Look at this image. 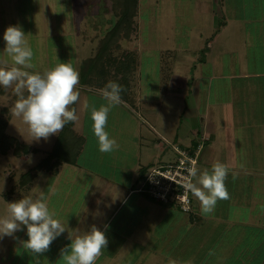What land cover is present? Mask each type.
Instances as JSON below:
<instances>
[{"label": "rangeland", "instance_id": "rangeland-1", "mask_svg": "<svg viewBox=\"0 0 264 264\" xmlns=\"http://www.w3.org/2000/svg\"><path fill=\"white\" fill-rule=\"evenodd\" d=\"M228 1L230 0H220L219 3L218 0H136L134 15L131 17L132 32L128 39L118 40L119 49L112 50L114 57H119L118 55L121 52H124V54L128 52L135 61V69L128 79L130 88L127 91L130 98V103L127 104L128 109L119 106L112 107L108 114L105 128L110 138H114L117 141L118 149L110 153L99 151L97 139L92 132V121L87 122L90 110H88L87 114L85 110L87 116L84 117L81 115L82 109L80 111L77 109L79 104L83 105L81 95L77 102L78 106L76 105L75 107L76 103H74L73 107L72 105L70 107L75 109V113L77 110V126L81 127V129L84 128V132H86L85 152H97L100 156L96 159L97 162L95 170L91 174L92 177L97 178L106 175V180H109L111 176L116 174L115 172H119L121 177L122 173L126 177L129 175L132 167L131 162L134 160L136 153L134 144H138L140 137L144 140L153 136L144 124L146 122L142 124V119L147 118L152 120L153 123H157L160 129H163L164 136L167 138L177 131V127L180 128L177 132L182 130V127L179 126L178 118L186 116L187 113V111L181 109V106H183L181 100L183 98L180 93L172 90L171 87V89L165 91L162 84H167V81H170L166 77L169 73L168 70L170 71L172 57H176L178 54L175 53L186 49L187 46L198 50V52L189 56L193 62H196V59L198 60L191 66V69L200 67L202 71H207V68L204 67L206 65L201 66L200 64V61L206 60L205 40L202 35L208 30L209 26H218L222 19L221 17L225 15L221 8V2L225 4ZM249 1L233 0L236 8L234 17H231L234 19L239 17L237 20L241 21L243 19L246 21L257 16L260 17V15L263 16L261 6L259 9H255L256 11L252 10L254 7L250 8V10L249 7L248 10L245 8L244 4ZM255 1L257 2V0ZM118 13L119 10L113 7L111 0H0V67L10 68L13 66L10 59L3 54L5 47L3 33L8 26L19 25L25 35H28L27 40L33 51L31 61L33 68L27 69L28 71L42 74L44 71L54 67L58 62L71 63L77 71H80L84 67V63H90L95 57L100 40L117 22ZM235 21H227L229 26H226L221 32L222 34L217 38L218 41L226 44L224 46L226 49H238L240 48V42L243 41L241 34L238 37L240 42L238 38L234 40V38L228 37L235 29L233 25ZM252 27L249 23L244 25L243 35L250 31L255 32ZM189 28H191V37L186 39L185 35L188 33ZM200 35L201 37H199ZM207 50L209 51V49ZM164 51H168L170 54L165 57L162 54ZM5 61H7V64H5ZM166 64H168V70L165 69L167 67ZM137 70L139 75H141L140 70H143L144 73L142 77L144 81L141 86L144 89L143 92L146 91L145 98L157 100L155 101L157 106L156 117L151 115L145 116V118L142 116V118L135 112L136 108L139 107L137 105L138 102L140 103L137 99V94L139 99L144 95L140 87L141 83L136 85V80H138ZM178 70H181V68ZM106 71L107 75L106 73L104 74L106 78L101 77L103 81H99L102 89L111 81V77H115L111 68ZM193 73L194 71H192ZM117 79H120V77H117ZM158 79L160 80V85L158 84ZM189 80L187 87L193 84L195 78L192 77ZM96 84L99 83L96 82ZM136 86H138L139 91H137ZM156 86L159 87V90L154 91ZM79 87L80 89H92L81 85ZM229 89L230 86L227 87V91ZM164 97L169 101H166ZM16 100L17 97L12 88L5 89L0 87V122L4 123V137H11L14 142L34 148L38 153H27L20 156H14L10 151L5 154L0 153V216L5 214L6 203L17 201L26 196L35 197L40 194L42 182L48 178L45 172H37L32 181L24 185L19 182L20 176L32 170L42 157L43 152L45 153L52 148L55 140V135L49 136L47 140H33L28 133L27 126L12 115L11 109ZM245 100L246 95L238 98L233 97L231 100L233 107L235 106L231 112L237 114L241 112L239 116L241 115L244 121L243 125L248 124L247 119L250 117L249 111L244 110L242 112V109H245V107L242 108L243 105L247 106L248 103ZM90 103L96 106V102ZM106 104L107 102L103 105ZM146 105L149 107L153 106V104L148 102ZM131 108L133 111L130 110ZM145 121L147 120L145 119ZM234 138L236 159L240 156L243 161L250 160L252 162L256 153L254 150H248L247 135L242 133V135L238 134ZM149 150L152 158H149L150 163L147 171L175 161L176 152L174 151V153L171 149L166 150L163 154H157V151L153 148ZM200 154L201 152L198 154V161ZM203 159L202 162H204ZM66 168L67 166H65L62 173L67 172ZM196 168L199 174V171H203L208 166L199 165L198 163ZM89 177V174L79 176V179L74 182L76 186H72L73 188L68 186V184L67 189L62 188L61 185L58 188L57 186L59 185L56 183L50 186V188L53 187L51 191L47 190V203L49 207L52 208L53 206L54 211L55 202H58V199L62 200L68 193L65 197L67 203L66 201L63 203L64 206L61 212L56 214V217L59 216L60 221L66 224L71 234L74 231L81 230L82 232L86 229L89 224L86 216L92 215V213H88V209L94 206L96 199L105 198L106 200V197L110 196H106V188L104 189L103 183H90V181L85 180ZM63 179L59 177L57 181L63 185L66 183V179ZM10 188H12L11 193L7 194ZM33 188H38L39 190L34 192ZM133 192L135 193V191ZM3 195H6L7 198H4ZM135 195L145 198L146 203L149 202L151 205L154 203V210L148 214L153 218L152 228H148L147 232H144L143 229V233H135L136 236L134 238L128 235L126 237L120 235L117 239H111V243L108 241L110 245L106 246V251L109 255H106V258L105 254L100 256L102 264H168L170 259L175 260L177 264H231L235 260L236 262L234 263H240L247 262L251 258L249 254L237 255L232 253L229 248V238L216 239L210 237V234L215 236L216 230L213 229L215 228V222L209 221L207 218H213L214 213L213 215L211 213L210 216L201 215V217H196L189 222L187 220L188 213L182 215L174 206L162 205L150 200L145 194L136 193ZM190 197L197 201L191 192ZM121 215L116 217L114 223L121 225ZM141 216L142 214H140ZM191 216L195 217L194 213ZM183 219L184 222L182 221ZM125 225L126 227H132L131 223H126ZM123 233L128 232L125 231ZM188 235L190 239L189 245L186 243ZM134 239L135 241L133 242ZM26 240V229L14 233L11 237L4 236L0 238V264H34L38 258L39 262L48 264V262L54 261L53 257H56V254H53L55 251L53 242L55 246L63 245V243L59 242L63 240L62 238L55 239L48 251L34 256L23 248L21 242ZM246 242L248 243V240ZM203 244L208 249L203 248ZM255 244H257V240ZM180 248H182V252H179L181 251ZM256 257L257 255L255 254ZM260 257L262 256L260 255Z\"/></svg>", "mask_w": 264, "mask_h": 264}, {"label": "crops", "instance_id": "crops-1", "mask_svg": "<svg viewBox=\"0 0 264 264\" xmlns=\"http://www.w3.org/2000/svg\"><path fill=\"white\" fill-rule=\"evenodd\" d=\"M219 2L220 0H218ZM244 6L247 10L248 7L249 10L252 7H254L252 10H257L261 6L263 16L260 15V17L257 16L253 19H245L246 21L243 19L239 21L237 20L239 17L232 18L235 15L234 11L236 8L233 0L225 4L221 2L222 11L225 13L221 17L223 20L221 19L216 27L209 26L208 30L202 35V38L205 40L204 50L206 51V60L200 61V64L201 66L206 65L204 67L207 68V71H202L200 67L191 69V66L198 62L197 59L196 62H193L189 58L190 54L198 52L194 47L189 48L187 46L186 49L175 53L178 55L172 57L170 71L168 70V64H166L167 67L165 69L169 72L166 79H170V81L168 80L167 84H162L163 88L165 91L172 88V90L180 93V96L183 98L181 100L183 105L181 109L187 111L186 116H182L181 114L182 121L181 118H178L179 126L182 127L181 132H177L180 129L177 127V131L167 138L164 136L163 129H160L157 123H153L152 120L145 118V116H157V106L155 103L157 100L145 98L146 91L143 92L144 89L141 86L144 81L142 80L144 73L143 70H140L141 75H139L137 70L138 80H136V85L141 83L140 87L144 95L139 99L137 94V99L140 103L138 102L137 105L139 107L134 111L147 120L142 119V124L146 122L144 124L153 136L144 140L140 137L138 144H134L136 153L134 160L131 162L132 167L129 175L126 177L122 173L121 177L119 172H115L116 174L109 178L110 181L106 180V175L97 178L92 177L91 174L95 170L96 159L100 156L97 152L86 153L84 143L74 165L62 164L57 168V173L54 176L46 174L48 178L42 182L43 185L41 187V191L46 199L48 195L47 190L51 191L53 188H50V186L57 183L59 185L57 186L58 188L61 185L62 188L67 189V184L73 188L76 186L74 182L79 179L78 177L86 174H89L90 177L85 180L90 181V183H103L104 189L106 188V196L110 195V198L106 197V200L105 198L96 199L94 206L88 209V213H92V215L86 216L87 218L85 217L89 221L86 229L82 232L81 230L74 231L76 233L73 232V234H71V231H65L57 238L63 239L59 241L63 243L61 246H55L53 242L55 249L53 254H56V257H53L54 261L48 262V264H64L60 255L61 249L71 243L70 239L84 234L93 225L99 230L104 231L109 242L111 239H117L120 235H123V237L128 235L134 238L136 236L135 233H143V229L144 232H147L148 228H152L153 218L148 214L154 210V203L152 205L149 202L146 203L145 198H140L133 192L142 184L143 176L149 168V158H152L149 149H155L157 154H163L168 149H171L173 152L175 149H186L198 143L202 135L204 136V145L202 144L197 164L207 165L208 168L204 169L210 170V164L219 161L228 168L225 184L230 198L218 200L213 212L215 214L214 217L207 218V220L215 222V228L213 229L216 230V233L215 236H211L212 234H210V237L216 239L227 237L229 238V248L232 253L237 255L249 254V257H251L247 262L234 263L236 262L235 260L231 264H264V0H257V2L250 0ZM229 20L236 21L233 24L235 29L228 37L235 40L240 34L242 35L243 41L240 42L238 38L240 42V48L238 49H226L224 47L226 44L217 40L219 35L222 34L223 29L229 26L227 24ZM248 23L253 26L252 29L255 32L250 31L243 35L244 25ZM190 30L191 28L188 29V33L185 35L186 39L191 37ZM214 49L215 51H213ZM166 52L167 57L170 53ZM180 68L181 70H178ZM192 71H194L193 74ZM192 77L195 78V81L187 87V82ZM158 84L160 85V80ZM79 86L80 84L77 85V90L82 96L81 102L83 105L79 104L78 106L77 101L75 102V107L77 105L79 111L82 109L81 115L86 117L90 109L85 108V104L93 106L90 102H96L95 107L98 109L106 101L102 98L100 90L80 89ZM228 86H230L229 91H227ZM136 89L139 91L138 86H136ZM151 89L153 90V88ZM156 90H159L158 86H156L154 91ZM245 95V101L248 103L247 106L243 105L242 108L245 107V109H242V112L244 110L249 111L250 117L247 119L248 124L243 125L244 121L241 115L239 116L241 112L239 114L231 112L235 108L231 100L233 97L238 98ZM164 99L169 101L165 97ZM173 100L175 102V98ZM147 102L153 104V106L149 107L146 105ZM117 106L128 109L127 104L123 101ZM148 109L150 110L147 111ZM130 110L133 111L132 108ZM76 121L72 122V130L74 133L80 135L83 138V142H85L86 132H84V128L81 129V127L77 126ZM89 121H91L90 113L87 116V122L89 123ZM242 133L247 135L248 150H254L256 153V156H253L252 162L250 160L243 161L240 156L236 159L234 136H238V134L242 135ZM202 158L205 159H203L204 162H202ZM65 166H67V172L62 173ZM59 177L64 178L63 180L66 179V183L62 185L61 182L57 181ZM66 195L62 200L58 199V202H55V211L53 210V206L52 208L49 207L55 213V218L59 220L60 218L59 216L56 217V214L61 212L64 206L63 203L66 201ZM191 203L195 217L187 215L189 222L202 215L199 201L192 198ZM179 213L182 215L187 214L180 211ZM120 214H122L120 219L121 225L114 223L116 217ZM140 214H142L141 217ZM182 221L184 222V219ZM126 223H131L132 227H126ZM125 231L128 233H123ZM186 238V243L189 245V235ZM247 240L248 243L246 242ZM256 240L257 244H255ZM109 245L108 243L107 246ZM203 248L208 249L204 244ZM180 249L181 251L179 252H182V248ZM103 254H105V258L106 255H109L106 247L102 250L101 255ZM255 254L257 255L256 258ZM96 263L102 264V258L99 257ZM34 264H37V261ZM38 264L45 263L38 261Z\"/></svg>", "mask_w": 264, "mask_h": 264}, {"label": "clouds", "instance_id": "clouds-1", "mask_svg": "<svg viewBox=\"0 0 264 264\" xmlns=\"http://www.w3.org/2000/svg\"><path fill=\"white\" fill-rule=\"evenodd\" d=\"M27 36L19 25H10L5 29L3 54L13 66L0 67V87L13 89L17 100L11 109L12 115L27 126L33 140H47L62 131L65 124L78 119L75 109H70V106L80 96L77 90L79 73L67 62H58L42 74L28 71L33 68V51ZM123 90L121 85L109 81L100 90L107 104L98 109L95 106L90 108L92 132L102 153H110L119 147L105 128L111 108L122 103L120 93ZM88 107L85 104V108ZM192 163L193 166L187 170L184 187L199 201L201 214L207 216L214 212L218 200L230 198L225 184L228 168L216 161L210 170L204 169L198 174L195 161ZM37 190L33 188L34 192ZM23 229H26L27 240L21 244L34 256L48 251L51 243L68 231L66 224L55 218V213L49 209L42 191L35 197L26 196L6 203L5 214L0 216V238L11 237ZM70 240L71 243L60 252L64 264H96L108 244L104 231L95 225ZM168 264L177 262L170 259Z\"/></svg>", "mask_w": 264, "mask_h": 264}, {"label": "trees", "instance_id": "trees-1", "mask_svg": "<svg viewBox=\"0 0 264 264\" xmlns=\"http://www.w3.org/2000/svg\"><path fill=\"white\" fill-rule=\"evenodd\" d=\"M111 2H113V7L119 10L118 20L100 40L93 60L88 64L84 63V67L78 71L79 84L87 86L88 88L101 90L102 85L99 81H103V78L101 77H104V79L106 78L104 74L106 73L107 75L106 70L111 68L113 76H115L111 77V81L116 82L123 87L124 90L120 93L121 99L126 104H129L130 98L127 91H129L130 88L128 86V79L135 69V61L128 52L125 54L124 52H121L118 55L119 57H114L112 50L119 49L117 43L118 40L128 39L132 32L131 17L134 15L136 0H111ZM162 54L166 57L167 52H163ZM117 77H120V79H117ZM96 82L99 84H96ZM3 131L4 123L0 122V153L5 154L10 151L14 156H20L21 154L27 153H38L34 148H29L27 145H20L14 142V139L11 137L5 138ZM83 143V138L72 130V122L65 124L63 130L55 135L52 148L45 153L43 152L42 157L32 170L27 171L20 176L19 182L22 183V185L27 184L32 181L37 172L41 171L49 176H54L60 165H74L77 155L82 149ZM11 189L12 188H10V191L7 192V194L11 193ZM3 197L7 198L6 195H3ZM149 199L153 200L151 198ZM168 206L173 205L169 204ZM188 214H193L192 207Z\"/></svg>", "mask_w": 264, "mask_h": 264}, {"label": "built area", "instance_id": "built-area-1", "mask_svg": "<svg viewBox=\"0 0 264 264\" xmlns=\"http://www.w3.org/2000/svg\"><path fill=\"white\" fill-rule=\"evenodd\" d=\"M204 136L199 142L186 149H175V161L146 171L142 184L135 189V193L145 194L162 205H173L182 213H189L191 207L190 192L184 187L188 169L197 164V157L201 150Z\"/></svg>", "mask_w": 264, "mask_h": 264}]
</instances>
